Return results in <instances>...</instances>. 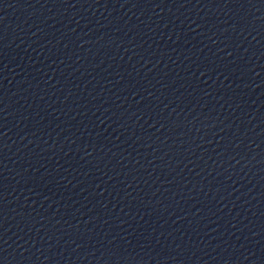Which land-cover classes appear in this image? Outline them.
<instances>
[{
  "label": "water",
  "instance_id": "1",
  "mask_svg": "<svg viewBox=\"0 0 264 264\" xmlns=\"http://www.w3.org/2000/svg\"><path fill=\"white\" fill-rule=\"evenodd\" d=\"M231 0H0V26L173 10Z\"/></svg>",
  "mask_w": 264,
  "mask_h": 264
}]
</instances>
